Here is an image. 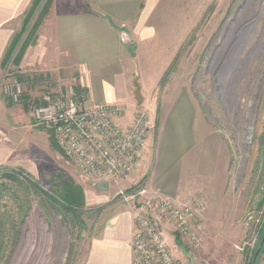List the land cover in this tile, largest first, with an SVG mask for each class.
Returning <instances> with one entry per match:
<instances>
[{"label":"rangeland","instance_id":"374dc122","mask_svg":"<svg viewBox=\"0 0 264 264\" xmlns=\"http://www.w3.org/2000/svg\"><path fill=\"white\" fill-rule=\"evenodd\" d=\"M30 4L7 23L12 37L22 28ZM165 4L164 24L149 28L158 29L157 38L161 32L165 38L175 33V42L179 34V51L168 42L152 57L148 48L136 52L132 46L133 69L141 70L148 88L142 89L134 74L131 94L136 111L145 109L154 122L153 152L197 159L198 177L182 175L178 199L168 198L178 205L203 200L205 206L192 221V226H202L199 246L188 244L172 226L162 228L163 234L180 264H264V0ZM37 19L38 14L29 31ZM49 23L46 15L36 44L41 35H49ZM16 73L28 78L21 85L34 99L46 91L78 87L79 80L75 67L55 53L39 59L36 45L26 50L19 68L0 70V142L8 156L0 165V264H84L92 238L111 226L117 214H128L134 231L131 207L116 190L108 194L91 180V186L82 188L85 205L74 216L61 214L54 202L35 194L28 179L55 196L56 186L63 179L75 183L76 175L53 148L49 132L34 124L32 112L21 105L8 107L3 88L17 80ZM142 95L145 106L138 103ZM12 173L17 181L5 177ZM137 185L149 190L145 182Z\"/></svg>","mask_w":264,"mask_h":264},{"label":"crops","instance_id":"0c3cea01","mask_svg":"<svg viewBox=\"0 0 264 264\" xmlns=\"http://www.w3.org/2000/svg\"><path fill=\"white\" fill-rule=\"evenodd\" d=\"M169 1L56 0V5L53 4L48 13L50 33L41 35L36 44L38 58L46 52H52L64 59L66 64L74 66L78 72V86L85 90L88 104L121 106L125 109L123 123L130 124L137 107L131 94L135 83L134 74H137L138 84L143 85L142 89L148 88L141 80V70L133 69L130 49L134 46L136 52H143L148 48L152 51L150 56L157 57L156 52L168 47V42L172 50L179 51L180 48L179 34L175 42V33L171 35L168 32L169 37L165 38L166 33L161 32L160 38H157L158 29L149 28L153 24L157 26L158 22L164 24L161 12ZM30 3V0H0V61L12 37V30L7 23L23 13ZM160 16L161 20H157ZM159 41L163 43L159 44ZM142 98L143 101L138 103L145 106L146 99L143 95ZM150 139L136 170L120 186L128 189L138 182H145L149 190L178 199L176 185L180 183L182 175L194 179L199 175L195 164L197 159L179 157L180 153L175 155L176 152L172 155H157L152 150ZM0 149L3 150L1 142ZM6 154V151L0 150V165L7 160ZM72 168L76 175L75 184L81 188L91 186L87 184L90 182L88 179ZM174 169L178 171L176 177ZM100 186L108 194L114 193L117 188L112 183H101ZM88 191L91 189L88 188ZM99 231L90 242L84 264H131L133 224L129 215L117 214L112 218L111 226ZM167 241L170 244V240Z\"/></svg>","mask_w":264,"mask_h":264},{"label":"built area","instance_id":"2783aa9c","mask_svg":"<svg viewBox=\"0 0 264 264\" xmlns=\"http://www.w3.org/2000/svg\"><path fill=\"white\" fill-rule=\"evenodd\" d=\"M3 90L13 105L21 104V83L14 79ZM144 110L136 111L132 122L125 125L123 107L90 106L87 96L73 86L63 92H44L31 108L34 124L52 134L60 152L82 177L116 185L118 197L131 207V264H180L162 228L172 226L188 244L199 246L202 226H192V221L204 210V201L178 205L141 185L120 186L136 170L154 132V122Z\"/></svg>","mask_w":264,"mask_h":264},{"label":"trees","instance_id":"16d2710c","mask_svg":"<svg viewBox=\"0 0 264 264\" xmlns=\"http://www.w3.org/2000/svg\"><path fill=\"white\" fill-rule=\"evenodd\" d=\"M44 6L42 7L41 11L39 12L40 6L43 4ZM51 3L52 0H32L29 9L27 12L24 14V20H23V25L22 28L18 31V33L14 34L13 37L11 38L3 56L0 61V70H4L8 65L11 67H16L19 68L21 65V62L23 60L24 54L26 50L32 46L36 45V40H37V30L39 26L41 25V22L44 20L46 15H48L50 8H51ZM38 14V19L36 23L33 25L31 30H28V25L30 24V21L34 16ZM24 34H28L27 37L24 40ZM24 40V41H23ZM23 41V42H21ZM21 43V44H20ZM16 48L18 50L16 51ZM18 80L19 83H26L28 81V78L20 73H16L15 76ZM75 91L79 93H84L85 90L81 89L80 86L74 87ZM86 95V94H85ZM40 98V97H39ZM39 98L34 99L31 98L27 92L23 94L22 101H21V106L24 109L25 112H28V110L31 111V108L34 104H37ZM8 102V101H7ZM8 107H12L13 104L10 102L7 103ZM50 134V133H49ZM51 138L54 141V138L52 134H50ZM55 143V141H54ZM53 144V143H52ZM53 148L57 149L56 143L52 145ZM59 149V148H58ZM17 173L21 174V171H17ZM15 173L16 175H18ZM5 177L12 179L13 181H17L16 177L14 176V173L11 175H5ZM29 180V186L31 189L34 190L35 194L38 196H43L44 198H47L48 200H51L56 204L55 208L60 212L61 214L63 213H71L73 216L76 215L75 213L78 212L82 207L85 205L84 203V195H83V190L82 188L75 184L72 180L69 179H63L61 184L57 185V191L55 192V196H51L44 191H42L36 183ZM58 200V201H57ZM2 223V222H0ZM2 224H0V230ZM2 231H0V243L2 240ZM1 247V246H0Z\"/></svg>","mask_w":264,"mask_h":264},{"label":"bare ground","instance_id":"6f19581e","mask_svg":"<svg viewBox=\"0 0 264 264\" xmlns=\"http://www.w3.org/2000/svg\"><path fill=\"white\" fill-rule=\"evenodd\" d=\"M28 245H29V248H30L29 252H32V249L34 248V246H33V242H32L31 240H29V241H28ZM26 249H27V248H26Z\"/></svg>","mask_w":264,"mask_h":264}]
</instances>
